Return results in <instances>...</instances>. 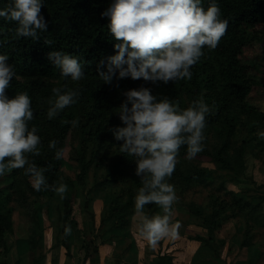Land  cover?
Wrapping results in <instances>:
<instances>
[{"label":"trees","instance_id":"1","mask_svg":"<svg viewBox=\"0 0 264 264\" xmlns=\"http://www.w3.org/2000/svg\"><path fill=\"white\" fill-rule=\"evenodd\" d=\"M253 46L260 61L246 54ZM262 62L264 0H0V264L22 219L36 230L30 264H41L61 185L73 193L60 243L70 256L72 232L81 264L101 263L109 221L132 237L137 206L159 250L150 264H174L162 253L167 222L156 231L168 214L154 222L171 193L204 231L185 236L209 250L196 263H262L264 182L248 171L252 157L264 172ZM202 156L214 167L193 159ZM204 190L203 203L185 198ZM97 196L101 214L89 208ZM84 219L93 237L74 228ZM175 237L165 248L181 251Z\"/></svg>","mask_w":264,"mask_h":264},{"label":"rangeland","instance_id":"2","mask_svg":"<svg viewBox=\"0 0 264 264\" xmlns=\"http://www.w3.org/2000/svg\"><path fill=\"white\" fill-rule=\"evenodd\" d=\"M261 53H262V48L260 46L259 47L253 46V47L246 50V54L248 56H254L259 61L261 59L257 56V54H261ZM258 68L259 69H257V72L264 79V63L262 62V64H260ZM210 148L212 150H214V146H211ZM68 155L69 154L66 153L67 158H68ZM193 159L196 160L197 162L200 161L204 166L214 167V164L210 162V159L208 157L202 156V157H195ZM72 165H73V163H71L70 161H68V162L65 161V163L63 165V169L70 176H75L74 167H72ZM248 166H249L248 171L251 170L249 173H251V172L254 173V170L259 169L257 164L254 163L252 157L248 158ZM257 176L259 179H263L262 181H264V175L259 176L257 174ZM91 181H92V178H91V176H89V182H91ZM81 189H82L81 187L77 189L76 198H74V200H73V203L76 206H80L84 200L81 193H80ZM71 193H73V189L71 187L66 186V185H61L58 192H57V195L55 196L54 199L51 200V206H49V213H48V216L50 219V228H48V230H47L48 233H47L46 229H44L41 233V239H39L40 246L43 250H45V247H46V251H48L47 246H48V244H50L51 245L50 249H56L57 247H64L66 249V255H67V248L60 243L62 237L59 234V231H60L59 225L60 226L62 225V223H63L62 217H63V215H66L68 212V208L70 205L69 203H71V200H72L71 199ZM207 193L208 192L205 190L201 191V192L197 191L194 194H193V192H189L186 194L185 198L187 200H189L192 197H194V199L203 203L207 200ZM100 197H102V196H100ZM100 197L97 196L95 200H92V202L89 203V208H93V206L95 205L97 207V209H99V212L101 214V210L104 206V203L102 205L103 200ZM170 207H172V209H170ZM173 208H175V210ZM77 210L78 209L76 208L75 209L76 214H77ZM78 211H80V217L86 216L85 212H84V214H82L83 213L82 208H81V210H78ZM187 212H188L187 208L182 206L180 204V202L176 199V196L173 193H171L169 196H167V198L165 200H163L160 203L159 211H158L157 215L154 217V222H155V221H157V219H159V217L162 214H168V216H169L167 218L168 220L165 218H161L160 223L156 227V231H158L162 227V224H164V222H167L166 226L161 230L160 235H164L167 233H169V234L175 233L174 235L176 236V235L180 234L182 237H181V239H179V244L182 243V242H180V240H183L185 238V236L196 235V234H199V232L203 233L204 231L201 227H198V226L196 227V225L193 224L194 217L188 215ZM174 217H176L177 219H175L173 221V223H170L174 219ZM129 219L131 221L130 225L136 226V230H135L136 232H139L140 234H143L146 231L149 232V228L145 227V225H144V222H146V221H145L144 213L140 209V207L137 206L135 208L133 215H130ZM84 221H85V223H84ZM84 221H82L83 225H82V223L78 226L74 225V228H76V229L79 228V230L85 231L86 237H88V238L93 237L94 234L91 233V231L90 232L88 231V227L91 230V225H90L89 220L87 221L86 219H84ZM131 226H130V229H131ZM231 226L232 225L228 226L225 229H222L220 231V234L222 236H226L228 238L233 236V229L231 228ZM175 227H176V229H175ZM109 228H110V221L107 223L106 227L104 228L105 232H104V230H102L100 232V233H102V234L104 233V234L103 235L101 234L99 236V238L97 239V243H99L101 241H103V243H105V242H108L109 240H113L114 236L117 237V240H120L122 242H125L128 240V236H126L123 229H119V230L115 229V233H114L111 230V228L110 229ZM35 232H36V230H34V225H31V223H29V222H25V220H23V219L20 220V224L17 225L16 234L10 236L9 242L12 244V249H11V253H10V264H16L17 260H18L19 264H30L31 255H29V246H28L29 244H27V240L29 238V235L33 236L35 234ZM52 233H53V235H52ZM147 234H145V235H147ZM73 236L74 235L71 232V236L68 239L69 245L71 246V248H73L72 249L73 253L69 256L70 257L69 264H81V259L83 256V250H81V242L79 241V239H76V240L73 239V242H76V246H73L72 245L73 243H71ZM258 236H264V231H262ZM258 240L260 241L262 239L259 238ZM47 241H48V243H47ZM262 241H264V240H262ZM74 245H75V243H74ZM127 246L129 247V245H127ZM124 250H127V249H124ZM207 250L208 249L206 248V251H203V252L210 254ZM37 251L39 252L40 249H37ZM56 251H57V249L54 251L55 255H56ZM45 255H47V253H45ZM45 255L41 260V264H49V261L45 262V257H46ZM261 261L264 263V257L262 258ZM55 263L53 262L51 264H55ZM124 264H126V263H124Z\"/></svg>","mask_w":264,"mask_h":264},{"label":"crops","instance_id":"3","mask_svg":"<svg viewBox=\"0 0 264 264\" xmlns=\"http://www.w3.org/2000/svg\"><path fill=\"white\" fill-rule=\"evenodd\" d=\"M250 171L251 170H249V172ZM253 174L258 181L263 180V179H259L257 176V174L259 176L264 175V172L262 170L256 169L254 170ZM48 228H46V231L48 230ZM135 230H136V226L132 225L131 226L132 237H128V240L125 242L117 240V237L115 236L113 237V240H109L108 242H105L101 249L103 256H102V261L100 264H106V263L116 264L117 258H119L123 263H126V264H150L152 260L156 257L155 254L159 252L158 246L151 241L148 235H145L148 233V231H146L143 234H140L139 232H136ZM174 234L175 233H171V234L167 233V234L161 235V239H160L164 243V248L162 250V253L166 250L172 251L175 257L174 264H200V263H196L195 260L200 262V260L202 259L201 254H204L206 257L209 256V254L203 252V251H206V248H203L202 243H200L199 241L186 239L185 237L183 240H180V242L182 243L179 244V239H181L182 237L180 234H179L180 236L176 235L175 238L178 240V245H180L181 251H177V250L174 251V245H171L170 247L165 248L167 241L171 239L172 237H174L175 236ZM73 239L76 240V238L73 236L71 243H73L72 244L73 246H76V242H73ZM129 244H133V246L130 247L128 251L124 250ZM226 245L228 246V243ZM227 246L223 249L224 251L222 253L223 256L226 255V251L228 249ZM50 248H51L50 244H48L47 246L48 251H46V247H45V253H47V255H45L46 256L45 262L49 261V264L53 262L54 263L56 262L55 264H69L70 257L66 255V249L64 247H57L56 255L54 254V251L56 249H50ZM72 249L73 248H71V252L73 253ZM207 251L209 252V250ZM235 252L237 254L238 250L236 249ZM240 253H242V255L244 254L243 251H241ZM196 254H197V259H196ZM232 255L233 257L235 256V254H232ZM233 257L228 258V259L229 260L233 259ZM239 260L245 261L243 257L240 256L238 257V260L234 259L233 263L240 264L238 262ZM260 264H264V263L262 262Z\"/></svg>","mask_w":264,"mask_h":264}]
</instances>
